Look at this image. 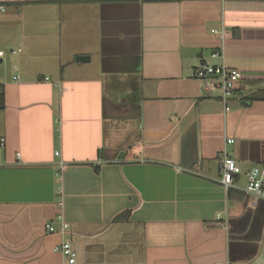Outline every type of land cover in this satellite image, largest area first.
I'll list each match as a JSON object with an SVG mask.
<instances>
[{
    "label": "crops",
    "instance_id": "1",
    "mask_svg": "<svg viewBox=\"0 0 264 264\" xmlns=\"http://www.w3.org/2000/svg\"><path fill=\"white\" fill-rule=\"evenodd\" d=\"M17 48L0 264H69L67 239L75 264H264V200L242 182L264 163V101L240 100L264 96V0H0V50ZM201 64L240 71L228 108ZM225 151L239 189L220 183ZM59 216L65 235L46 228Z\"/></svg>",
    "mask_w": 264,
    "mask_h": 264
},
{
    "label": "built area",
    "instance_id": "2",
    "mask_svg": "<svg viewBox=\"0 0 264 264\" xmlns=\"http://www.w3.org/2000/svg\"><path fill=\"white\" fill-rule=\"evenodd\" d=\"M4 11V8L1 7ZM22 52L21 48L12 49L9 51L0 50V59L5 60L8 56H16ZM17 71V68L14 69ZM195 77L204 82L205 89L209 92H218L220 99L228 108L231 101L235 98L237 84L241 78L239 70L228 67L226 65H210L201 64L195 70ZM19 76H14L13 79L17 80ZM2 92V84H0V94ZM228 143H233L232 139L227 140ZM6 145V138L0 137V150ZM19 156V155H18ZM59 156V152H56ZM64 164H60L59 171L63 170ZM222 176L220 179L221 185L228 191L232 189H239L236 184L235 177L242 173L241 167L236 160L228 152H224L223 160L221 163ZM60 176V173H57ZM247 183L243 191L245 194L252 198L254 201L264 200V163H261L252 169L247 174ZM221 219V214L217 217ZM61 221L60 229H56L51 223H48L46 228L49 233H61L65 235L68 232L69 225L59 216ZM55 251L61 253L67 258L69 264H75L77 261V251L73 247V240L67 239L60 245L55 247Z\"/></svg>",
    "mask_w": 264,
    "mask_h": 264
},
{
    "label": "trees",
    "instance_id": "3",
    "mask_svg": "<svg viewBox=\"0 0 264 264\" xmlns=\"http://www.w3.org/2000/svg\"><path fill=\"white\" fill-rule=\"evenodd\" d=\"M261 93L262 92H260V91H258L256 93H251V94H248V95L241 97L240 100L244 106H250L255 101H264V96H261ZM3 107H4L3 97L0 94V108H3ZM126 216H128V212L122 213L121 215H119V217H117V219L122 218V217H126Z\"/></svg>",
    "mask_w": 264,
    "mask_h": 264
},
{
    "label": "rangeland",
    "instance_id": "4",
    "mask_svg": "<svg viewBox=\"0 0 264 264\" xmlns=\"http://www.w3.org/2000/svg\"><path fill=\"white\" fill-rule=\"evenodd\" d=\"M208 62L211 63V61H208ZM7 64H8V61H4L3 63L0 64V73H4L5 72V74H8ZM5 66H6V69H4ZM10 73L13 75L14 74L13 70H11ZM242 182H243V184L245 186L246 183H247V180H245V177H243V181Z\"/></svg>",
    "mask_w": 264,
    "mask_h": 264
},
{
    "label": "water",
    "instance_id": "5",
    "mask_svg": "<svg viewBox=\"0 0 264 264\" xmlns=\"http://www.w3.org/2000/svg\"><path fill=\"white\" fill-rule=\"evenodd\" d=\"M89 60V58L88 57H85V56H79V57H77L76 58V61H78V62H87ZM2 61H1V59H0V63H1ZM257 262H262L261 261V259L260 260H258ZM256 264H258V263H256Z\"/></svg>",
    "mask_w": 264,
    "mask_h": 264
}]
</instances>
